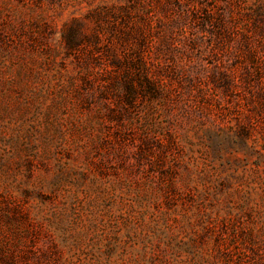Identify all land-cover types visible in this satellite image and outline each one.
<instances>
[{
	"label": "rangeland",
	"instance_id": "rangeland-1",
	"mask_svg": "<svg viewBox=\"0 0 264 264\" xmlns=\"http://www.w3.org/2000/svg\"><path fill=\"white\" fill-rule=\"evenodd\" d=\"M100 2L0 0V264H264V80L203 41L168 106L109 120L110 34L63 43Z\"/></svg>",
	"mask_w": 264,
	"mask_h": 264
},
{
	"label": "trees",
	"instance_id": "trees-1",
	"mask_svg": "<svg viewBox=\"0 0 264 264\" xmlns=\"http://www.w3.org/2000/svg\"><path fill=\"white\" fill-rule=\"evenodd\" d=\"M91 23V33L84 34ZM106 33L108 75L99 79L98 97L109 120L120 122L125 112L141 105L168 106L174 81L190 72L187 61L176 60L173 52L188 58L203 41L216 56L230 47L228 56L236 57L245 81L264 80V0H101L90 4L85 17L72 19L63 43L79 59L87 48L98 53ZM226 72L221 76L228 80ZM236 73L230 70L228 76ZM178 86L186 88L181 82Z\"/></svg>",
	"mask_w": 264,
	"mask_h": 264
}]
</instances>
